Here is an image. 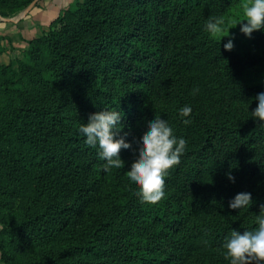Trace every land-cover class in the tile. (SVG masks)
I'll return each instance as SVG.
<instances>
[{"label": "trees", "instance_id": "obj_1", "mask_svg": "<svg viewBox=\"0 0 264 264\" xmlns=\"http://www.w3.org/2000/svg\"><path fill=\"white\" fill-rule=\"evenodd\" d=\"M34 1L0 6L21 10ZM235 1L80 0L23 58L0 63L2 259L230 264L225 237L254 228L264 206V129L249 112L264 81L248 77L264 60V30L228 51L227 41L219 45L204 28ZM199 61L220 80L211 99L193 92L190 74ZM185 104L193 108L187 126L178 113ZM106 107L124 114L126 143L139 140L155 115L187 140L159 202L135 195L126 174L131 152L120 153L125 169L105 171L85 143L80 124ZM245 191L252 206L228 208Z\"/></svg>", "mask_w": 264, "mask_h": 264}, {"label": "clouds", "instance_id": "obj_2", "mask_svg": "<svg viewBox=\"0 0 264 264\" xmlns=\"http://www.w3.org/2000/svg\"><path fill=\"white\" fill-rule=\"evenodd\" d=\"M243 12L245 19L233 20L231 23H226L221 16H209L204 28L219 45L224 37L230 35L229 30L234 27L232 25L239 24L240 31L249 38L254 31L264 30V0H250V3L243 5ZM234 46L231 38L223 43L224 49L228 51ZM193 92H199V88L194 86ZM253 99L257 106L249 111L250 116L256 120L257 126L264 129V92L258 93ZM192 112L190 104L178 109L184 125L192 123ZM123 116L119 110L102 108L89 114L87 123L80 124L79 132L86 137L85 143L88 146L97 149L99 158L104 161L102 168L105 171L125 169L120 153L131 152V166L126 170L128 180L136 185L138 190L135 195L142 203L155 204L165 196V178L169 170L181 162L187 140L175 133L168 119L155 115L139 140L126 143L128 136L121 135ZM226 175L230 181L235 182L231 171ZM253 203L251 192H238L229 200L228 208L241 210L249 208ZM255 224L254 228L243 232L232 229L230 235L225 237L222 247L230 264H264V206L255 215Z\"/></svg>", "mask_w": 264, "mask_h": 264}, {"label": "rangeland", "instance_id": "obj_3", "mask_svg": "<svg viewBox=\"0 0 264 264\" xmlns=\"http://www.w3.org/2000/svg\"><path fill=\"white\" fill-rule=\"evenodd\" d=\"M80 0H35V5L30 8L32 4L22 8L21 10L10 9L0 6V63L9 65L17 59L23 58L26 51L30 48V42L45 35L50 29L52 23L65 11L74 9ZM33 2V3H34ZM250 3V0L235 1L230 9L223 14L224 21L231 23V21H240L245 19L243 12V5ZM247 21H244L246 23ZM230 35L224 37L227 41L231 38L234 45L238 43L244 46L248 43L249 37L240 31V25H232ZM260 31V30H258ZM258 31L253 32V36ZM252 37V36H251ZM240 39V42L238 40ZM247 49V48H244ZM190 61H188L189 63ZM205 62V61H203ZM199 61L196 64L197 68L193 67L190 74L192 78V88L197 86L199 93L208 96L210 99L217 94L220 88V80L213 76V72L204 68V63ZM195 65V64H194ZM188 71V69H187ZM186 73V72H184ZM187 80H189V72L187 73ZM249 80L253 84H258L264 81V60L256 64L248 74ZM180 201L177 203L179 204ZM259 205V204H257ZM182 213L188 214L189 206L183 203ZM2 224L0 222V234L2 232ZM197 251L200 250L197 248ZM197 259V256H195ZM7 259V258H6ZM195 259V260H196ZM2 259L0 250V264H14V261L7 262ZM195 263V262H194Z\"/></svg>", "mask_w": 264, "mask_h": 264}, {"label": "water", "instance_id": "obj_4", "mask_svg": "<svg viewBox=\"0 0 264 264\" xmlns=\"http://www.w3.org/2000/svg\"><path fill=\"white\" fill-rule=\"evenodd\" d=\"M36 2L32 3V5L30 6V8H33V6L35 5Z\"/></svg>", "mask_w": 264, "mask_h": 264}]
</instances>
